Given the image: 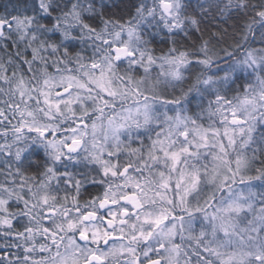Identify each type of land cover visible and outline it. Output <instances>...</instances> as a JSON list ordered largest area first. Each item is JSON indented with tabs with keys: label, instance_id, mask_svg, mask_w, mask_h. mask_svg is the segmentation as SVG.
<instances>
[{
	"label": "snow or ice",
	"instance_id": "1",
	"mask_svg": "<svg viewBox=\"0 0 264 264\" xmlns=\"http://www.w3.org/2000/svg\"><path fill=\"white\" fill-rule=\"evenodd\" d=\"M0 264H264V0H0Z\"/></svg>",
	"mask_w": 264,
	"mask_h": 264
},
{
	"label": "rangeland",
	"instance_id": "2",
	"mask_svg": "<svg viewBox=\"0 0 264 264\" xmlns=\"http://www.w3.org/2000/svg\"><path fill=\"white\" fill-rule=\"evenodd\" d=\"M199 227V225L197 224V228Z\"/></svg>",
	"mask_w": 264,
	"mask_h": 264
}]
</instances>
